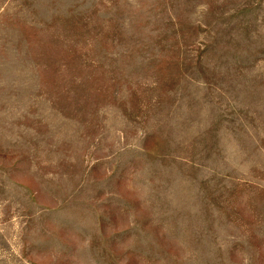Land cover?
I'll list each match as a JSON object with an SVG mask.
<instances>
[{
  "label": "rangeland",
  "instance_id": "rangeland-1",
  "mask_svg": "<svg viewBox=\"0 0 264 264\" xmlns=\"http://www.w3.org/2000/svg\"><path fill=\"white\" fill-rule=\"evenodd\" d=\"M0 264H264V0H0Z\"/></svg>",
  "mask_w": 264,
  "mask_h": 264
}]
</instances>
